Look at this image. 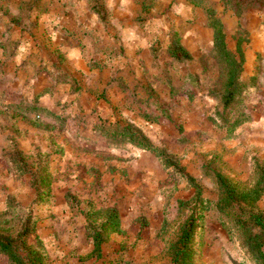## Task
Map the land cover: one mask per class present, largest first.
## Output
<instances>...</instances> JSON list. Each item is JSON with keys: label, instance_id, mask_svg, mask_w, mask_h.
I'll return each mask as SVG.
<instances>
[{"label": "rangeland", "instance_id": "1", "mask_svg": "<svg viewBox=\"0 0 264 264\" xmlns=\"http://www.w3.org/2000/svg\"><path fill=\"white\" fill-rule=\"evenodd\" d=\"M204 1L240 68L228 105L208 16L190 0H0V223L15 236L28 222L46 264H175L191 216V264H255L234 215L264 214V192L221 212L216 175L250 190L264 167V0ZM175 39L189 60L170 56ZM122 127L175 167L115 147Z\"/></svg>", "mask_w": 264, "mask_h": 264}, {"label": "trees", "instance_id": "2", "mask_svg": "<svg viewBox=\"0 0 264 264\" xmlns=\"http://www.w3.org/2000/svg\"><path fill=\"white\" fill-rule=\"evenodd\" d=\"M231 0H226L230 2ZM190 2L195 6H201L205 8L206 14L209 19V27L213 30V41L214 49L216 55L221 60L225 68V78L226 85L224 90L223 101L225 105H228L234 96V89L236 86V80L239 75V64L236 62L234 55L227 49L225 43V35L223 31V26L219 19L216 18L215 11L209 7V5L204 0H190ZM238 3L239 0L237 1ZM93 8L94 13L99 17L103 18V13L97 8ZM176 42H172L168 46V52L170 56L179 60H189L190 54ZM39 108H30L31 112L38 111ZM111 130V129H110ZM109 130V131H110ZM111 143L115 142L117 138L115 147L123 148L127 144H131L135 147H141L147 150H156L148 145L142 136L130 131L126 127L117 128L115 131H111ZM157 157L161 160L165 168H174V163L171 162L170 157L165 155L162 151L154 152ZM181 174L189 179L181 171ZM255 185L250 190H237L234 186L229 184L222 176L216 175V183L219 190V201L217 206L219 211H228L235 203L245 204L246 206L252 205L257 201L260 195L264 192V167L259 168L256 173ZM108 226L113 227L112 231H118L117 215L115 212H109ZM234 230L237 233V237L250 255L252 261L255 264H264V251H263V232H264V214L253 213L251 211H239L238 214L234 215ZM29 223H25L22 228L12 236L9 233L4 232L5 229L3 224L0 223V254L7 256L11 264H46L42 254L39 253L34 247L27 244V240L31 234L29 229ZM196 220L195 217H189L181 227L178 241L171 248L172 260L175 264H184V260L191 264L192 258V239L195 231ZM94 250L98 251L101 243L100 235L93 234L92 236Z\"/></svg>", "mask_w": 264, "mask_h": 264}, {"label": "crops", "instance_id": "3", "mask_svg": "<svg viewBox=\"0 0 264 264\" xmlns=\"http://www.w3.org/2000/svg\"><path fill=\"white\" fill-rule=\"evenodd\" d=\"M130 44L133 45V46L137 45V32L136 31L133 34V41Z\"/></svg>", "mask_w": 264, "mask_h": 264}]
</instances>
